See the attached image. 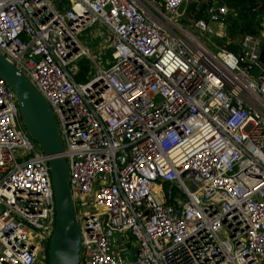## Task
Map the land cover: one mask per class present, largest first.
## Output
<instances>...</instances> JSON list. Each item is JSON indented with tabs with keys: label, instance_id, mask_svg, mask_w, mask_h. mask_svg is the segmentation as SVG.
Returning a JSON list of instances; mask_svg holds the SVG:
<instances>
[{
	"label": "built area",
	"instance_id": "2783aa9c",
	"mask_svg": "<svg viewBox=\"0 0 264 264\" xmlns=\"http://www.w3.org/2000/svg\"><path fill=\"white\" fill-rule=\"evenodd\" d=\"M186 1L0 0V52L56 119L79 264H264V38L211 49L175 19ZM193 1L206 37L233 12ZM96 25L103 63L79 36ZM54 220L47 155L0 77V264H47Z\"/></svg>",
	"mask_w": 264,
	"mask_h": 264
},
{
	"label": "water",
	"instance_id": "95a60500",
	"mask_svg": "<svg viewBox=\"0 0 264 264\" xmlns=\"http://www.w3.org/2000/svg\"><path fill=\"white\" fill-rule=\"evenodd\" d=\"M264 62V48L260 50ZM0 77L15 92L23 123L40 145L52 181L55 220L47 246V264H79L80 228L56 119L48 100L34 83L0 52Z\"/></svg>",
	"mask_w": 264,
	"mask_h": 264
},
{
	"label": "trees",
	"instance_id": "16d2710c",
	"mask_svg": "<svg viewBox=\"0 0 264 264\" xmlns=\"http://www.w3.org/2000/svg\"><path fill=\"white\" fill-rule=\"evenodd\" d=\"M223 1L233 10L232 14L227 17L225 25L227 35H229V38H235L236 42L226 44L228 48L235 51L238 50L239 41L244 33L258 34L262 30V35H264V0ZM186 5V10H189L188 15L191 19H196L201 16L204 3L191 0ZM182 20H184L183 17ZM222 29L223 25H218L217 30L222 32ZM262 47H264V43ZM87 69V59H82L80 71L75 74V78L81 79L85 77ZM165 187H167L166 184Z\"/></svg>",
	"mask_w": 264,
	"mask_h": 264
},
{
	"label": "rangeland",
	"instance_id": "374dc122",
	"mask_svg": "<svg viewBox=\"0 0 264 264\" xmlns=\"http://www.w3.org/2000/svg\"><path fill=\"white\" fill-rule=\"evenodd\" d=\"M188 1H186L185 4L182 5V7L179 9L180 12H182V15L177 13L175 16V19L179 21L180 17L184 20H181V24H183L185 27L188 28L190 32L195 34L201 41H203L209 48L215 49L216 45H222V44H228L231 42H236L235 38H229V35H227V32L225 31L223 34H209L207 37L204 35L199 34L195 28L191 25V18L189 17L188 13L189 10H186V4ZM264 18V17H263ZM226 26V25H225ZM100 28L99 25L93 26L91 28L85 29L79 36L80 38L85 41V44L88 46V49L93 52L95 55L100 56L101 63H103L106 58L109 56V51L107 46L108 38L107 33L105 32L103 36L97 35L96 37L93 36V34L97 32V30ZM225 28V27H224ZM226 29V28H225ZM224 37V38H223ZM135 245V244H134ZM135 252V248L133 247L131 250V254L133 255ZM134 256H132V259ZM131 259V260H132Z\"/></svg>",
	"mask_w": 264,
	"mask_h": 264
},
{
	"label": "crops",
	"instance_id": "0c3cea01",
	"mask_svg": "<svg viewBox=\"0 0 264 264\" xmlns=\"http://www.w3.org/2000/svg\"><path fill=\"white\" fill-rule=\"evenodd\" d=\"M263 20V19H262ZM221 23H218V22H213V24H212V27H213V29H214V31L216 32V33H218V34H223L225 31H226V26H225V24H221V25H223V29H222V32H219L217 29H218V25H220ZM262 24H263V22H262ZM225 27V28H224ZM263 28H264V25H263ZM225 34V33H224ZM223 34V35H224ZM260 35L264 38V35H262V30L260 31ZM132 259V257L131 258H128L127 259V262H126V264H134L133 263V259Z\"/></svg>",
	"mask_w": 264,
	"mask_h": 264
},
{
	"label": "bare ground",
	"instance_id": "6f19581e",
	"mask_svg": "<svg viewBox=\"0 0 264 264\" xmlns=\"http://www.w3.org/2000/svg\"><path fill=\"white\" fill-rule=\"evenodd\" d=\"M213 24V23H212Z\"/></svg>",
	"mask_w": 264,
	"mask_h": 264
}]
</instances>
